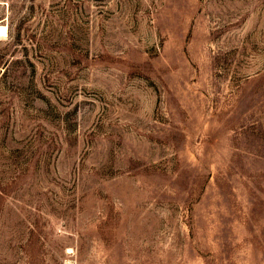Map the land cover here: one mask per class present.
Here are the masks:
<instances>
[{"label": "rangeland", "instance_id": "374dc122", "mask_svg": "<svg viewBox=\"0 0 264 264\" xmlns=\"http://www.w3.org/2000/svg\"><path fill=\"white\" fill-rule=\"evenodd\" d=\"M0 264H264V0H0Z\"/></svg>", "mask_w": 264, "mask_h": 264}]
</instances>
